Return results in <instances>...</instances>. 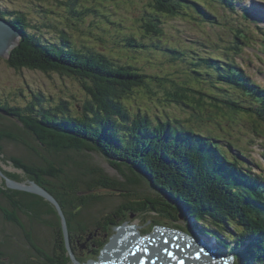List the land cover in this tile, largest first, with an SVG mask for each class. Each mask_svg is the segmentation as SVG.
Masks as SVG:
<instances>
[{"label":"trees","instance_id":"16d2710c","mask_svg":"<svg viewBox=\"0 0 264 264\" xmlns=\"http://www.w3.org/2000/svg\"><path fill=\"white\" fill-rule=\"evenodd\" d=\"M37 1L45 11L54 13L50 0ZM126 1L131 0H55L56 6L74 17L75 20L69 18L74 25L85 21V16L92 12L99 18L94 22L96 26H106L109 34L115 32L118 36L109 37L120 48L112 46L107 51L80 46L71 39L67 27L57 24L60 34L54 40H47L30 30L25 13L0 7V15L22 34L7 64L16 70L54 72L63 79L78 80L83 93L81 98L64 93L67 95L51 100L45 93L34 92L26 106L8 100H4L6 104L0 102L1 108L19 118V123H0V153H6L5 141L9 138L18 142L15 144L21 153V156L6 153L4 160L22 172L4 168V173L18 181L33 180L46 188L60 203L69 228H74L77 220V229H86L82 216L90 217L94 202L103 206L105 197L108 198V194L100 192L104 189L130 201L129 205L124 201L116 207L122 209L124 216L132 211L144 220L161 218L179 222L178 208L183 209L195 218L194 225L200 227L202 234L214 236L225 247L235 248L228 238H237V248L246 243L245 249L237 253L242 264H264L261 216L264 196L259 197L262 200L259 203L246 199L243 194L247 186L239 183V178L228 175L226 171L231 169L222 168L207 146L200 147L203 141L199 137H188L186 129L190 126L181 113H176L174 104L191 108L194 112L188 111L186 119L193 117V122L209 113L210 118L216 116L218 119L214 121L221 124L224 119L232 121L250 112L222 104L214 90L204 87L208 78L198 72L200 59L190 62L191 73L180 80L170 76V70L152 68L155 59L151 58L155 55L166 56L167 61L190 59L185 51L179 50L182 42L171 39L177 32L172 35L166 32V21L174 18L193 21L196 14L209 22L215 21L213 16L205 10L203 0H147L141 9L143 16L135 27L126 31L122 24L111 21L107 10L114 3ZM113 24L120 27L112 29ZM121 52L134 55L123 57ZM45 98L50 102L44 103ZM139 101L148 103V108L140 106ZM10 114L0 113V116L8 118ZM257 128L255 132L264 134V127ZM97 158L106 159L120 175L107 174ZM259 180L264 188L262 178ZM0 181V213L16 228H21L20 236L19 231L4 236L6 244L12 243L16 236L22 237L17 248L10 245L11 263L73 264L67 250L70 242L55 204L40 195L7 188L1 176ZM141 188L150 192L141 194L137 191ZM168 197L175 203L168 201ZM19 215L27 216L29 223ZM113 215L120 218L118 213ZM111 217L105 216L94 223L110 233L113 230L109 225L114 222ZM34 223L45 232L41 243L36 241ZM231 226L236 230L234 234L230 232ZM71 240L78 250L81 241L78 243L72 237ZM3 241L0 239V264H7ZM87 244L88 254L93 253L92 245ZM82 256L76 255L84 261Z\"/></svg>","mask_w":264,"mask_h":264},{"label":"rangeland","instance_id":"374dc122","mask_svg":"<svg viewBox=\"0 0 264 264\" xmlns=\"http://www.w3.org/2000/svg\"><path fill=\"white\" fill-rule=\"evenodd\" d=\"M146 1L147 0H131V1H126L125 3L124 2L120 3L118 5L114 3V5H111V9H107L108 12L110 13L111 21L122 24L121 28L125 27L126 31H129L131 28L136 26L137 24L136 22L138 21L139 17L143 16L141 9H143L142 6L145 5ZM37 2H38L37 0H0V7L5 11L18 10V11L25 13L29 17L28 21L30 23V28H31L30 30H32L33 32H37L38 34H41L43 38L47 40H54L60 34L59 32L60 29L56 27V24H57L60 27H67V31L70 32L71 39L77 42L80 46L87 45V46L93 47L96 50H101V51H107L109 50V47L111 48L112 46L120 48L116 45V42L111 41L110 39L112 38L109 37L110 35H112L113 38L115 36H118L115 32L111 31V34H109V31L106 30V26L101 27V26L95 25L94 22L98 21L99 18L98 16L94 15V13L92 12L88 13V15L85 16L86 17L85 21L74 25L72 21V20H75L73 19L74 17L71 14L66 13L65 10L62 9L60 6H56L55 0L52 2L50 0V3L52 4L50 5L51 6L50 8L54 9L53 14L50 13L49 11H45L43 7L38 5L40 2L39 3ZM218 12L221 14L223 13V10L219 8ZM69 18H72V20ZM166 22H167L166 32L168 31L167 33L170 35H172V33L174 32H177L175 33V35L171 37V39H173L175 42L181 41L182 44L179 47V49H181L182 51H185L187 57H190L191 59L193 58L196 52L201 57L210 55V54H218V55L222 54L223 48L220 50V48L211 46L209 44H211L213 40H217L219 43L218 46H223L222 44L224 43L222 41V38L223 37L230 38V37H227L228 36L227 30L218 31L219 30L218 28L212 27V25L209 23L197 24L195 22H191L187 20L186 18L185 19L174 18V19H169ZM69 24L71 26H69ZM87 27L89 28L87 29ZM119 27L120 25H117V24L111 25L112 29H116ZM261 36L264 37V33H262ZM185 48L191 49L190 51L191 53H187ZM119 54L122 55L123 57L134 55V53L132 52H126V53L121 52ZM249 54H252V52H250ZM138 55L139 54H136V56ZM148 55L151 57L153 56V55H150V53H148ZM146 58L148 59V57ZM151 59L152 60L155 59V63H153L154 65L152 66L153 69L156 70V69L163 68L162 69L163 71L170 70L171 71L170 76L176 78L177 80H180V78H184L188 73V71L186 72V67H185L184 62L179 61L176 63V62L167 61L168 58L166 56H160V55H155ZM240 60L241 59H239V61ZM251 62H252L251 59H248V63H251ZM254 65L256 66L259 65L256 60L254 61ZM260 69H261V75L259 77H256L257 80L255 81L261 85H264L263 83L264 69L261 67ZM81 90L82 89L80 87L78 80L67 79V78L63 79L61 75H59L58 73H54V72L44 73L39 70H30V69L16 70L14 68H11L7 64L5 58L0 57V102L3 104H6L7 102L5 101L8 100L11 104H19L21 106H26L25 104L33 99L34 92H39V91L42 93H45L48 96L46 98H50L51 100H57L59 97L67 95L64 93H72V95L76 94L77 97L81 98L83 96L82 95L83 93L81 92ZM215 91L218 93L225 92V90H220V89H215ZM46 98L43 99V102L49 103L50 100ZM139 102L137 103H139L140 106L148 108V103L144 101H139ZM174 106H176L174 107L176 113H181V117L185 121V123L192 125L194 128L202 129V130H208L209 128H214L215 130L219 129L217 122L209 121V116H208L209 113H205L201 118H197L193 122L192 121L193 117L189 118L191 119L190 121H188L189 119H186L188 117L187 116L188 111L194 112L191 108H186V107L180 108V106H178L177 104L176 105L174 104ZM170 107L167 110L168 112H170L171 110ZM179 109L182 110L185 114H183L182 111H180ZM9 117L5 118V117L0 116L1 118L0 123H4V121L5 122L7 121L6 122L7 125L14 124L15 122L19 123L18 116H15L14 114H10ZM243 121H247V120L243 119ZM246 128L247 127L242 122L240 124H237V128L234 130V132L240 134V137L242 139L241 144L247 145L250 149L249 144H247L249 133L246 130ZM247 129L249 130L250 134H252V131L249 128ZM15 143H18V142L10 138L5 141V145H7L6 153L10 152L18 156H21L20 150ZM224 143L225 144L229 143V140L225 141ZM6 153H3V154L0 153L1 168L8 169L9 171L11 170L12 172H16V171L19 173L22 172L21 170H17L15 167L9 166L8 164H12L11 162L6 163V161L4 160ZM97 159L101 163L102 167H104V170H106L107 174L120 175L118 171L114 169L111 166V164L108 163L106 159L104 158L103 159L97 158ZM247 160H249V158ZM0 184H2L1 181H0ZM146 185L149 186L148 184ZM148 189H150L151 192H153L154 194L156 193V191L152 190L150 187ZM148 189L141 188L140 190H137V191H140L141 194H145V193L150 192V190ZM131 191L133 192L134 190L132 189ZM100 192L108 194V198L105 197L104 199L105 201L103 204V206L106 207V210L102 211L104 207L94 202L90 206L92 207L91 210L89 211L91 212L90 217L87 215L82 216L84 218L83 224H84V227H86V229L85 228L77 229L78 227L76 226L77 220H75V227L73 226L74 228L68 227L69 229L68 235H69L70 244H67L68 245L67 250H68V253L71 255V257L73 258V264H77V262L80 263V261H82L78 259L76 255L82 256L83 254L82 257H84L85 259L84 261L90 258H98L100 256V253L103 252L104 248L107 247V244H110V242H112V238L116 237L114 236L117 232L114 229L115 227L121 226L122 228H126V226H129L134 223V224H137L139 228H145L146 225L150 226L152 224V220L151 221L144 220L141 216H139V214H134V212L132 211L126 212L124 216V213H121L122 209L116 208L118 205H120L122 202L128 199L122 198L119 195H115V194L112 195L109 193V191H106L104 189H101ZM163 197L166 198L164 195ZM167 200L170 201L171 198H168ZM129 203L130 201H126L127 205H129ZM178 212H179V215L181 216L180 219L182 223L186 224L191 230L194 229L195 231V227L189 226L193 224L192 221L194 218L188 216L183 209L180 210L178 208ZM92 213L94 214V216ZM113 213H118L120 215V218H118L116 215H113ZM96 215H99V217L96 218L95 217ZM110 215L112 216L110 220L114 222L112 225H109V226L112 227V230L114 233L110 232L111 233L110 238H107L106 236L109 235L108 233L110 230L104 231L105 230L104 228L96 226L94 222L98 219L103 220L105 216H110ZM4 216L5 215L0 213V239L3 241L5 239L4 236L7 233L13 235V231L14 232L19 231L17 234L18 236H20L21 228H16L12 223L8 222L6 220V217L4 218ZM19 216L22 217V219L25 222H28L27 216L25 215L24 216L19 215ZM112 218L116 220H113ZM156 219L160 220L161 218H156ZM166 221L173 223V221H170V220H166ZM66 222L68 226L67 219H66ZM115 222L116 224H114ZM161 223H164V222H161ZM174 223H178V222H174ZM71 224L73 225L72 221H71ZM35 225L36 224L34 223L33 227H35L34 232L36 234V241L41 243L42 242L41 236L43 237V233L45 234V232L43 231L42 233V231L39 228V225L37 226ZM230 230L233 231V228L230 227ZM18 236L14 238L12 243L10 242L6 244L5 240L3 241L4 243L3 245L6 249L4 253L7 259L6 260L7 264H13L11 263V254H10V251H13V250L10 249L11 248L10 245L13 244L12 248H17V243L22 241V240L21 241L19 240V239H22V237H18ZM71 237L76 242L77 240H79L78 243H80L81 241L80 243L81 245L78 248V250L72 244V240L70 241ZM105 239L106 240L108 239L106 243L104 242ZM88 242H90L89 246L92 245L91 247H93L91 248L93 253L88 254L87 252ZM244 249H245L244 247H241L239 252L243 251ZM79 251L81 252L80 255L78 254L80 253ZM87 257H90V258L87 259ZM250 262L252 263L251 259H250ZM238 263L240 264V259H238L237 264Z\"/></svg>","mask_w":264,"mask_h":264},{"label":"water","instance_id":"95a60500","mask_svg":"<svg viewBox=\"0 0 264 264\" xmlns=\"http://www.w3.org/2000/svg\"><path fill=\"white\" fill-rule=\"evenodd\" d=\"M20 38H21L20 29L18 27H16L11 21H9L8 19H6L0 15V57H3L7 60L11 55V51L15 47L18 46ZM4 111H6V110H4L0 107V112L8 114V113H6L8 111H6V112H4ZM0 176L5 179L6 186L8 188L26 191V192H30V193L40 195V196L44 197L45 199L51 201L53 204H55V206L57 207V209L59 211L60 216L62 217L64 233L66 235L67 240L69 241V235H68L69 229L67 226L65 214H64L58 200L46 188H44L43 186H41L40 184H38L37 182H35L33 180H30L28 182H23V181H18V180H15V179L9 177L8 175H6L4 173L3 169L1 168V165H0ZM121 229L127 231L129 228H121ZM120 248L125 249L126 247L125 246L123 247V245H122V247H120ZM128 259H129L128 260L129 262L134 263V264H153L149 261L139 262L137 255L134 256L133 258L129 257ZM77 264H80V263L77 262Z\"/></svg>","mask_w":264,"mask_h":264},{"label":"bare ground","instance_id":"6f19581e","mask_svg":"<svg viewBox=\"0 0 264 264\" xmlns=\"http://www.w3.org/2000/svg\"><path fill=\"white\" fill-rule=\"evenodd\" d=\"M251 9V11L253 12V8L249 7ZM9 45V44H8ZM235 68H238V66L236 65ZM204 144L201 143L200 147H203ZM119 176V175H118ZM116 234L112 238V242H110V244H107V247L104 248L103 252L101 253V256H103V260H106L108 258H111L115 252H117V250L122 247V245H126V248L130 247V250L128 252H119L120 255H122V253L124 254V256L126 257H134V256H138L140 257L142 255V251L144 250V248L146 249V252H148L147 248H151V246H157L156 240L155 238H151L149 237V235H145L142 239H137L135 240V238H133V235H129V233L127 231L129 230H123V229H116ZM127 232V233H126ZM160 234V232H158ZM166 232H164V230L161 231V234H165ZM209 239L212 238V236H208ZM151 252H154L153 250H150ZM103 249V248H102ZM217 249V254L221 253V256L227 261L229 262V257L227 255L226 252L224 251H220L218 247H216ZM183 255V254H182ZM182 255L178 256L177 258H174L175 262H168L166 259L167 256V252L164 251L161 255L160 258H158V260H155V258H153V261L155 264H187V262H185L183 260ZM231 259L232 261H236L238 259V254L237 253H232L231 254ZM121 264V260L118 258V261ZM227 262L221 261L219 264H227ZM198 264H201V262H199Z\"/></svg>","mask_w":264,"mask_h":264},{"label":"clouds","instance_id":"9594fccd","mask_svg":"<svg viewBox=\"0 0 264 264\" xmlns=\"http://www.w3.org/2000/svg\"><path fill=\"white\" fill-rule=\"evenodd\" d=\"M0 113L5 114V113H3V112H0Z\"/></svg>","mask_w":264,"mask_h":264}]
</instances>
